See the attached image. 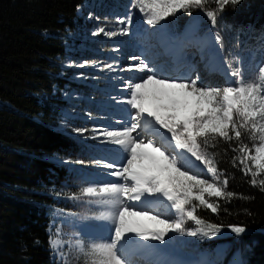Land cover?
<instances>
[{
  "label": "trees",
  "instance_id": "16d2710c",
  "mask_svg": "<svg viewBox=\"0 0 264 264\" xmlns=\"http://www.w3.org/2000/svg\"><path fill=\"white\" fill-rule=\"evenodd\" d=\"M84 2L0 0V264H62L50 246V230L60 214L77 208L79 201L67 197L77 195L93 147L55 126L65 108L68 77L61 59L68 46L78 43L69 34L79 25L78 9ZM216 7L207 0L205 9ZM175 19L178 32L196 20L201 28H216L223 43L244 29L264 38V0L226 6L215 27L198 8L191 15L180 11ZM206 151L216 153L217 166L229 179L227 191L236 196L220 199L217 213L197 208L196 215L220 227L218 234H231L200 233V240L215 250L219 242L232 239V253L238 252L241 264H264V192L232 166L237 154L223 140ZM53 155L66 162L50 160ZM233 225L247 230L237 235Z\"/></svg>",
  "mask_w": 264,
  "mask_h": 264
},
{
  "label": "snow or ice",
  "instance_id": "6c2138e0",
  "mask_svg": "<svg viewBox=\"0 0 264 264\" xmlns=\"http://www.w3.org/2000/svg\"><path fill=\"white\" fill-rule=\"evenodd\" d=\"M214 2L217 5L214 10L205 9L207 0H134L133 6L145 13L146 22L151 26L160 25L161 21L180 11L191 15V10L198 8L205 12L215 27L219 14L226 6H236L241 0ZM118 23H131V17L120 19ZM101 34L108 38L118 35L115 31H106L104 27L92 32L93 36ZM119 34L127 35V30ZM215 42L223 47V38L219 33L215 35ZM130 59L136 61L134 67L122 70L147 73L137 81L129 79L126 88L130 90V98L118 101L135 110L134 114H130V122L122 131L103 133L106 138L103 142L118 145L126 153L125 162L117 166L115 161H94L96 167L111 170L107 174L123 183L93 184L83 187L79 195L67 197L70 200L95 198L87 202L107 207V211L98 218L109 220L114 225L108 241L76 242L83 264H132L133 246L141 250L151 247L149 241L164 243L169 232H186L193 237L200 233L205 236L218 234L220 227L206 222L196 215V211L202 206L217 213L220 199L228 200L236 196L227 191L229 179L224 170L218 168L216 153L206 151L208 147H217L220 140L237 154L232 157V166L250 177L249 183L253 187H259L264 192V63L256 69L253 77L248 78L235 61H227L229 71L226 75L234 80L223 87H206L198 82L199 77L190 80L169 77L161 74L156 66H150L145 59L136 56ZM85 66L99 67V64L97 61H85L79 65ZM100 70L113 71L115 68L110 63ZM157 125L171 134L170 139L159 133ZM74 131L83 135L88 129ZM142 132H150L153 137L159 135L161 143H155L154 139H142ZM171 141L175 142L174 145ZM173 147L182 152H169L168 149ZM185 152L190 156H184ZM190 157L204 166L206 175L203 170H195L198 166ZM75 163L84 165L85 161L77 160ZM145 197L167 200L175 218L169 221L149 215L144 210L133 211L124 203L125 200L141 201ZM144 219L155 221L162 227H146L141 223ZM186 221L193 222L196 227L186 229ZM230 228L237 235L247 230L240 225ZM55 231L56 239L50 237V246L59 253L62 264H69L63 251L65 241L61 238V229L56 228ZM132 237L145 243L139 244Z\"/></svg>",
  "mask_w": 264,
  "mask_h": 264
},
{
  "label": "rangeland",
  "instance_id": "374dc122",
  "mask_svg": "<svg viewBox=\"0 0 264 264\" xmlns=\"http://www.w3.org/2000/svg\"><path fill=\"white\" fill-rule=\"evenodd\" d=\"M133 4L134 0H86L83 6L78 9V17L80 18L79 25L69 34V37H71L72 40L77 39L78 43L75 47H73V45L68 46L65 57L61 59L63 67L67 69L68 77L66 83L67 88L64 90L63 94L65 108L62 110L55 126L67 133L73 134L81 139H85L89 144H93V147H90L89 149V157H91V162L89 164L88 172L86 173L87 175H83L81 177L82 180L79 181V186H81V188L79 186L76 187L77 195L80 194V190L83 187L93 185V181L103 180L104 182H116L115 176H110L107 174L108 171L111 170L105 171L102 167H96L94 165L95 160L102 161L104 158L113 157L112 161H115L117 166L122 160L119 155L113 156L114 152L112 150L115 149L116 146L111 143L103 142L105 139H98L103 137L102 134L99 135L100 137L98 134H96L97 129L101 128L102 126L101 123H107L110 125L109 121H106L108 120L106 117V113H108V104L106 105V101L104 100L103 96L108 89V84L106 81L110 78L112 71H102L100 68L110 63L118 64L117 62L120 61V56H116V54H114V51L117 47L113 45L115 41L120 40V37L119 35H116L112 38H108L103 34L99 36H93L92 32L97 30L99 27H104L106 31H115L117 33L121 32L123 29L129 30V38L127 40L125 39V45L132 49V55H130L131 57L134 56L135 49L138 48L140 50L141 48L139 43L134 40H130L132 36L142 35V30L144 31V29L146 31L150 30V32L154 35V30L156 28L163 27L164 29H167L166 25H169V27L173 28L174 31L176 29L175 18L177 17L178 12L174 16H169L165 20L161 21L160 25L151 26L146 22L145 13L141 12L139 7H134ZM128 17H131V23H118L120 19H126ZM193 24H198L197 20L192 22V25ZM142 27L143 29H141ZM202 29L207 31L212 30V32L218 33L216 28L207 27L206 29ZM261 37V35H258L257 37L254 35H249L247 30L244 29L236 32L235 36L230 42H224L223 45L225 47H221L219 44L215 46V49L218 50L219 54H221V51L224 53L226 61L225 65L220 59L222 66L220 67L219 65V67L221 68V71H223V74L228 76V78L225 79V82H221V87L234 80V78L231 76L226 75V73L229 71L227 67V61H235L236 64L241 66L245 71L246 77L251 78L254 76L256 69H258L262 63H264V38L262 39ZM193 44L195 45L196 43L193 42ZM197 50L198 49H192L189 46L188 48H185L181 54L182 57H184V53H186L188 56H193L192 59H195V62L191 64L193 68H196V65L201 63V58L198 56ZM216 59L218 62L219 59L217 57ZM85 61H97L99 67H79V65ZM236 64H234V66H236ZM225 66L227 67L228 71L226 70ZM159 67L157 66L158 69H160ZM196 73L199 75V72L195 71L193 76L191 75V77H188L186 80L194 79V74ZM218 75H221V73ZM202 77L203 79L202 82H199L200 84L206 87L217 86V79H215L217 77L213 78L214 75L211 80H208V82H205V73L202 74ZM131 80L136 81L132 78ZM120 82L121 87L119 92H121L123 96L121 95L118 97V101H124L130 98V90L126 88L125 79H120ZM120 108V111L125 115L118 116V121H120L118 125L121 123L123 124V122H126L127 125V123L130 122V114H134L135 110L131 109L128 105L124 107L117 105L116 110H119ZM85 128L88 129V131L83 135H80L74 131L75 129ZM163 130L166 132L165 129ZM167 134L171 136L170 133ZM147 140L148 139H146V141ZM50 160L59 163L66 162L65 159L57 155L50 157ZM201 166L202 167L199 168V170H203L204 174L206 175L204 166ZM78 172H80V168L77 170V172H75V174H78ZM116 179L118 182V178ZM145 198L147 199L148 197ZM89 199L91 198L82 197L81 200H78L79 204L77 205L75 211H69L60 214L56 218L58 225L53 223L54 229L52 228L50 230L51 238L56 239L55 230L56 228L61 229V238L63 241H65L63 251L67 254L69 264H83V257L79 256L76 250V242L78 240L88 244L90 242H95V238L105 235L109 231L110 234H112L109 226L107 224L100 223V220L102 219L98 218L102 212L107 210L105 209L103 211L98 209L99 204L97 206L96 203H88L87 201ZM163 210L167 212L170 211V209ZM60 218L62 219V223L59 224ZM90 225L93 226L91 227ZM185 228L194 229L195 227L192 225L191 221H186ZM173 233L171 234V232H169V234L165 237L164 243L159 241L156 242L160 245H172V247L175 245L177 247L183 248L184 250H189L188 247L194 248V251L198 247H202L203 250H206L204 241L200 240L199 234L193 237L188 236L186 232ZM77 236H81V238L79 239ZM214 236L231 237V234H216ZM232 242L233 240L230 239L229 241H224L223 243L218 244L216 249L211 252L213 254L211 257H217L220 261L223 251L230 252L229 259L232 261L233 257L238 255L237 251H234L233 253L231 252ZM200 250L201 249L197 250V253L204 256L205 252ZM53 252L56 259L61 261L59 253L54 250ZM197 258L199 259V257ZM134 262L136 263V261H132V264H135Z\"/></svg>",
  "mask_w": 264,
  "mask_h": 264
},
{
  "label": "bare ground",
  "instance_id": "6f19581e",
  "mask_svg": "<svg viewBox=\"0 0 264 264\" xmlns=\"http://www.w3.org/2000/svg\"><path fill=\"white\" fill-rule=\"evenodd\" d=\"M166 26H167V29H164V32L160 36V37H162L161 44H159L158 40L155 39L154 35L150 32V30L146 31L144 29V31L142 30V35L132 36L130 40L136 41L137 43L140 44V46L142 48V49L140 48V50L138 48L135 49L134 56L145 59L146 61L150 62V65H154V66H156L157 64L164 63L165 61H168L169 57L172 56V53L175 52L176 50H179L180 46H178V44H179L178 41L173 40L171 38L172 37L171 35L174 32L173 28L169 27V25H166ZM141 29H143V27ZM185 30H186V34H188V36H190V35L193 36V38L197 34L196 26L194 24L192 25V23L188 24V26L186 27ZM128 31L129 30H127V35L119 34L120 33L119 32L118 35L120 37V40L115 41L113 43V45H115L117 47L116 50L114 51V54H116V56H120V61L117 62L118 64H116V63L113 64L115 70L112 71L110 78L106 81V83L108 84L107 85L108 89L106 90V93L104 94L103 97H104V100L106 101V105L108 104L107 105L108 113H106V117L108 120H106V121H109L110 125L107 123H104V124L101 123L102 126H101V128L97 129V133H96V134H98V136L102 134L103 137L99 136L100 138H98L100 140L106 139L103 135L104 131H122L123 128L128 125V123L126 125V122H123V124L121 123L120 125H118V122H117L118 116L125 115L123 112L120 111L121 108L119 110H116L117 105L122 106V107L127 105V104H124L122 102H120V103L118 102V100H119L118 97H120L122 95V93L119 92L120 87H121L120 79H125V81L127 82V80L132 78V79H135L137 81L138 78L147 75V73H140V72L135 71V70H133V71L122 70L123 68L128 69L130 67H134V65L136 63V61H133L130 59L131 57H133V56L130 57V55H132L131 54L132 49L125 45V41L129 38ZM165 31H168L169 33L166 34ZM215 35H216V33L212 32V30H208V31L206 30L204 32V34L202 35V37L200 38V43H199L198 47H196L193 44V42L189 41L190 39L188 40L185 38L182 41L183 42L182 49L185 50V48H188L190 46L192 49H194V48L198 49L197 51H200L202 53L203 52L208 53L209 48L214 49L215 46L217 45V43L215 42ZM200 36H201V34H200ZM162 45H167L166 53H164ZM183 46H184V48H183ZM207 46H208V49H207ZM179 56L181 58V53L176 55L177 58ZM198 56H199V54H198ZM189 58H190V56H189ZM221 60L224 61L225 62L224 64L226 65L225 56H224V53H222V51H221ZM183 62H185V60H183ZM194 62H195V59L191 58L190 64H192ZM211 63H213V64H208L207 66H205V65H203V62L201 61L200 64L196 65V68L199 67L202 70V74L203 73L206 74L205 82H208V80H211V78L214 75L213 78L217 77V78H215V79H217V83H216L217 86L216 87H221L222 86L221 82H225V79H227L228 76H225L223 74V71H221V69H220V67L222 66L221 63H220V67L218 66L217 62H215V61H211ZM160 67H162V66H160ZM176 67L179 68V66H176ZM204 67H206V68H204ZM174 69L175 68H173V69L169 68V70H167L165 73H163V75L177 78V74L174 72ZM213 69H217V70H213ZM220 73H221V75H218ZM177 79H183V78H177ZM119 118H121V117H119ZM156 128L158 129L159 133H162L164 136H167L170 139V135L167 133H164L163 132L164 130L159 128L158 125ZM138 131H141V130L138 129ZM133 135H135V134H133ZM157 136H159V135H157ZM141 138L145 139V140L146 139H148V140L154 139L155 143H157V144L161 143V139L158 140L156 138V136L153 137V135L150 132L149 133H143L142 132ZM171 143L174 145L175 142L171 141ZM115 146H116V148L112 150L114 152L113 156L119 155L120 158H122L121 163L125 162L124 156H126V153H124L118 145H115ZM168 150H170L171 153L176 154L174 147L169 148ZM187 155H188V153H187ZM112 160H113V157L102 159L103 162H108V161H112ZM192 160L194 161L195 165L198 166V168L195 170H199V168L202 167L200 162L195 161L194 157L192 158ZM119 165H120V163L118 164V166ZM116 178L117 177H115V180L117 182ZM118 182L123 183L122 180H118ZM102 183H104L103 180L93 181V184H102ZM91 199H95V198H91ZM124 203L129 205L130 209L133 211L144 210V211H147L149 215H156L161 219L166 218L169 221H171L172 219L175 218L174 210L170 208L169 202L167 200L163 199L162 197L159 199H157L156 197H150V198L148 197L147 199L142 198L141 201H127L126 200V201H124ZM97 206H98V204H97ZM98 209H101L104 211L105 209L107 210V207H105L103 205H99ZM163 209H170V211L167 212V211H164ZM161 210H163V211H161ZM100 223L107 224L109 226V229H111V232H112L114 225L112 224L111 221L102 219V220H100ZM141 223L144 226L149 227V228L162 227V225H157L155 223V221H151V220H147V219L142 220ZM88 230H89V228H88ZM172 233L173 232H171V234ZM110 236H111V234L109 231L105 235H102L98 238H95L94 241L95 242L108 241L110 239ZM77 237H79V236H77ZM80 238H81V236L79 237V239ZM132 239H133V241H135L139 244L145 243L144 241L139 240V238H136V237H132ZM148 243L151 246L148 249L136 250L134 248V246L131 248V256H130L131 262L136 261V263L134 262L135 264H145L147 261L148 264H153L155 262V259L153 257H155V256H157L158 259L170 256V258L168 257V260H167V261H171L169 264H201L200 259H202L205 255H207V256H209L210 254L213 255L209 249L203 250L202 247H198L196 250L201 249L200 251L205 252L204 256H202L200 254L197 255V257H199V259L197 257L192 258L188 254L179 257L178 253H181V252L178 251V249L184 251L183 248L177 247L175 245H174V247H172V245L171 246L170 245H160L156 241H149ZM199 245H201V244H199ZM188 249L193 250V252H194V248L188 247ZM207 251H209V252H207ZM213 260L214 261L212 263L208 262L206 264H224L223 262L219 261L217 257H215Z\"/></svg>",
  "mask_w": 264,
  "mask_h": 264
}]
</instances>
